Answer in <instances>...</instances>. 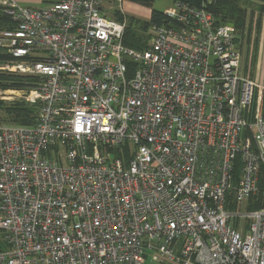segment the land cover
<instances>
[{
  "label": "built area",
  "instance_id": "2783aa9c",
  "mask_svg": "<svg viewBox=\"0 0 264 264\" xmlns=\"http://www.w3.org/2000/svg\"><path fill=\"white\" fill-rule=\"evenodd\" d=\"M209 1L175 2L137 51L108 13L123 0H0L16 26L0 48L21 60L0 69L37 78L38 106L0 125V264H264V208L247 210L264 87Z\"/></svg>",
  "mask_w": 264,
  "mask_h": 264
},
{
  "label": "trees",
  "instance_id": "16d2710c",
  "mask_svg": "<svg viewBox=\"0 0 264 264\" xmlns=\"http://www.w3.org/2000/svg\"><path fill=\"white\" fill-rule=\"evenodd\" d=\"M124 2H130L139 4L142 6L150 7L155 0H123ZM183 1L189 4L202 7L203 0H173V2ZM249 0H211L205 3L206 9L214 16L216 24L218 26L230 25L233 26L238 35L246 37L244 34L247 30V8L244 7V3ZM264 1V0H263ZM120 11H116L119 13ZM121 13V12H120ZM264 14V6L261 7V17ZM116 20L120 22H127L126 16L124 13ZM170 22L164 16V13L153 11L150 21L144 22L141 24V29L147 31L146 41L142 36L136 34L132 30L131 25H126V33L124 35L123 43L124 45L133 50L144 51L148 47L149 35L148 30L153 25H168ZM262 26V22H258V25ZM260 26V28H261ZM15 23L8 17L3 9L0 7V34L5 31L15 29ZM261 31V30H260ZM245 39V38H243ZM248 41V40H247ZM21 60L14 58L13 56L6 53L5 50L0 48V66L5 63H19ZM37 82V78L32 76H23L22 77H11L1 72L0 70V91L6 90H19L20 88L30 87L32 88ZM262 113L264 114V100L262 105ZM38 118V106L32 105L28 107L25 104H16L13 106H6L3 100H0V122L1 125L5 126H20V127H30L36 124ZM242 165L240 161L236 162L235 166V179L234 184H237V181L240 177ZM259 193L252 197L248 201L247 210L256 211L264 208V167L261 168L259 176ZM226 201L227 209H238L239 207L234 203L233 193L228 194ZM2 239V238H1ZM0 239V249H4L2 241Z\"/></svg>",
  "mask_w": 264,
  "mask_h": 264
},
{
  "label": "rangeland",
  "instance_id": "374dc122",
  "mask_svg": "<svg viewBox=\"0 0 264 264\" xmlns=\"http://www.w3.org/2000/svg\"><path fill=\"white\" fill-rule=\"evenodd\" d=\"M22 6L34 9H43L50 5L52 0H17ZM173 6L172 0H155V2L150 6H142L135 3L123 2L122 10L126 16L127 22L126 25H131L132 30L137 32L136 34L142 36V38L146 41L147 39V31L141 29V24L144 22L150 21L151 15L153 11H158L164 13L167 9ZM264 6L263 0H249L244 3V7L247 8L248 11V23H247V31L242 34L246 35L244 40L243 49V57L245 63L246 73L253 79L256 75V62H257V49L258 42L260 38V25L258 22L261 20V7ZM114 7V6H113ZM110 10V8H108ZM112 10L108 11L109 16L116 19L119 17L120 13H110ZM117 10V9H116ZM126 31V30H125ZM126 33V32H125ZM248 40V41H247ZM1 72H5L6 75L11 77H22L21 74L16 72H9L6 70L0 69ZM254 80V79H253ZM32 88L24 87L19 90H6L0 91V100L5 102L6 106H13L16 104H25L28 107H32V103L28 102L27 98ZM262 91L257 90L255 94V110L256 112H261L262 109ZM1 125V122H0ZM244 209V208H243ZM3 237V233L0 232V239Z\"/></svg>",
  "mask_w": 264,
  "mask_h": 264
},
{
  "label": "crops",
  "instance_id": "0c3cea01",
  "mask_svg": "<svg viewBox=\"0 0 264 264\" xmlns=\"http://www.w3.org/2000/svg\"><path fill=\"white\" fill-rule=\"evenodd\" d=\"M174 3L175 2H173V5ZM261 22H262L261 31H260L261 34H260V38L258 42V49H257L256 75L253 79L259 86L264 87V14L261 17ZM262 97L264 100V91H262ZM263 100H262V104H263ZM261 112H262V109H261Z\"/></svg>",
  "mask_w": 264,
  "mask_h": 264
}]
</instances>
